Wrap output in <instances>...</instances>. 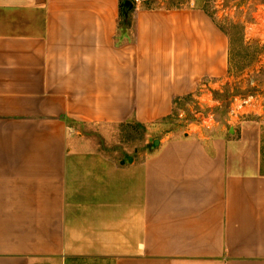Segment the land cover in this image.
I'll return each mask as SVG.
<instances>
[{"label":"crops","instance_id":"obj_1","mask_svg":"<svg viewBox=\"0 0 264 264\" xmlns=\"http://www.w3.org/2000/svg\"><path fill=\"white\" fill-rule=\"evenodd\" d=\"M229 54L200 6L0 0V264H264L260 124L120 158L77 129L154 125Z\"/></svg>","mask_w":264,"mask_h":264},{"label":"rangeland","instance_id":"obj_2","mask_svg":"<svg viewBox=\"0 0 264 264\" xmlns=\"http://www.w3.org/2000/svg\"><path fill=\"white\" fill-rule=\"evenodd\" d=\"M132 1L143 7L204 8L229 37L228 72L218 80H201L193 94L176 100L169 118L154 125H78L89 147L112 158L140 156L168 133L199 126L213 135L234 134L242 122L260 124L264 137V0Z\"/></svg>","mask_w":264,"mask_h":264},{"label":"water","instance_id":"obj_3","mask_svg":"<svg viewBox=\"0 0 264 264\" xmlns=\"http://www.w3.org/2000/svg\"><path fill=\"white\" fill-rule=\"evenodd\" d=\"M158 142H159V140H157V139L153 140L152 148H153L155 145H157ZM128 161H131V157L128 158Z\"/></svg>","mask_w":264,"mask_h":264},{"label":"trees","instance_id":"obj_4","mask_svg":"<svg viewBox=\"0 0 264 264\" xmlns=\"http://www.w3.org/2000/svg\"><path fill=\"white\" fill-rule=\"evenodd\" d=\"M127 10V9H126ZM175 102H176V100H175ZM173 112V111H172ZM170 117V115L168 116V117H166V118H164L163 120H165V119H167V118H169Z\"/></svg>","mask_w":264,"mask_h":264},{"label":"built area","instance_id":"obj_5","mask_svg":"<svg viewBox=\"0 0 264 264\" xmlns=\"http://www.w3.org/2000/svg\"><path fill=\"white\" fill-rule=\"evenodd\" d=\"M135 1H139V0H135Z\"/></svg>","mask_w":264,"mask_h":264}]
</instances>
